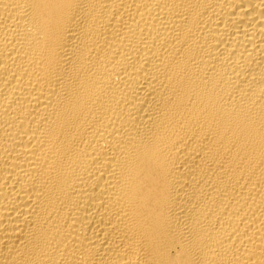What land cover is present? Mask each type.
<instances>
[{"label":"bare ground","instance_id":"obj_1","mask_svg":"<svg viewBox=\"0 0 264 264\" xmlns=\"http://www.w3.org/2000/svg\"><path fill=\"white\" fill-rule=\"evenodd\" d=\"M0 264H264V0H0Z\"/></svg>","mask_w":264,"mask_h":264}]
</instances>
